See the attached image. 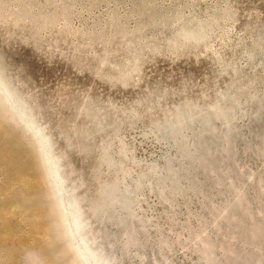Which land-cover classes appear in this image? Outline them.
<instances>
[{"label":"rangeland","instance_id":"obj_1","mask_svg":"<svg viewBox=\"0 0 264 264\" xmlns=\"http://www.w3.org/2000/svg\"><path fill=\"white\" fill-rule=\"evenodd\" d=\"M0 264H264V0H0Z\"/></svg>","mask_w":264,"mask_h":264}]
</instances>
